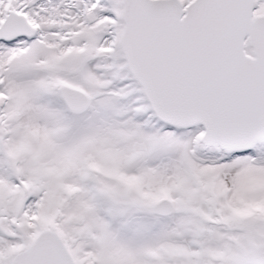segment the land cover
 Returning a JSON list of instances; mask_svg holds the SVG:
<instances>
[{
	"label": "snow or ice",
	"instance_id": "6c2138e0",
	"mask_svg": "<svg viewBox=\"0 0 264 264\" xmlns=\"http://www.w3.org/2000/svg\"><path fill=\"white\" fill-rule=\"evenodd\" d=\"M0 264H264V0H0Z\"/></svg>",
	"mask_w": 264,
	"mask_h": 264
}]
</instances>
